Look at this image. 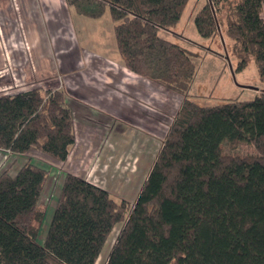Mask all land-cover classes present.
<instances>
[{
    "label": "trees",
    "instance_id": "obj_1",
    "mask_svg": "<svg viewBox=\"0 0 264 264\" xmlns=\"http://www.w3.org/2000/svg\"><path fill=\"white\" fill-rule=\"evenodd\" d=\"M189 1L66 0L78 16L109 11L124 66L183 101L134 205L67 173L43 244L48 170L29 160L2 171L0 264H96L121 223L105 264H264V89L215 106L189 98L194 54L159 35L177 26ZM194 24L204 38L228 40L236 71L254 59L264 79V0H207ZM75 142L64 92L0 96V150L64 162ZM225 143L256 153L225 154Z\"/></svg>",
    "mask_w": 264,
    "mask_h": 264
},
{
    "label": "rangeland",
    "instance_id": "obj_2",
    "mask_svg": "<svg viewBox=\"0 0 264 264\" xmlns=\"http://www.w3.org/2000/svg\"><path fill=\"white\" fill-rule=\"evenodd\" d=\"M44 1L53 4L51 13L59 11L54 28L35 31L33 27L26 33L29 38L0 41L6 49L0 56V96L33 89H40L43 95L62 91L73 111L76 142L67 161H54L38 150L26 153L24 161L15 160L13 153L0 150V173L14 174L29 157L50 163L41 197L46 214L37 238L40 244L48 233L61 192L58 195L57 187L65 172L79 174L107 190L117 202L124 200L132 207L183 101L180 95L124 66L109 11L100 19H90L78 16L65 0ZM206 2L190 0L177 26L160 30L159 35L194 54L197 70L190 99L201 106L251 100L256 88H264L258 65L251 59L243 70L236 71V60L222 34L210 39L200 36L194 19ZM222 150L239 156L256 153L245 143H225ZM123 226L114 228L97 264L106 263Z\"/></svg>",
    "mask_w": 264,
    "mask_h": 264
},
{
    "label": "crops",
    "instance_id": "obj_3",
    "mask_svg": "<svg viewBox=\"0 0 264 264\" xmlns=\"http://www.w3.org/2000/svg\"><path fill=\"white\" fill-rule=\"evenodd\" d=\"M53 8H54L53 4H48L44 0H6V1L0 0V41H5L7 39H16V38H19V39L29 38V36H26V33L29 32V30L33 29V27L35 31H39V30L45 31L47 29L46 26L48 28L49 27L51 28L52 25H53L52 28H54L55 27L54 24H58L59 22L58 20H55V18L58 19L59 11H57L56 14H53L51 13L52 12L51 9ZM42 17L45 18L44 19L45 21L44 20L42 21ZM70 17L71 16H69V19H71L72 21V18ZM4 49L5 48L0 43V56L3 54V51L6 50ZM1 63H4V61H2ZM0 65H3V64H0ZM262 89L264 88H256L255 96L259 94ZM68 104L70 106L69 101H68ZM12 156L14 157L15 160H20V158H22L23 161L26 160L24 157L26 156L25 154H20V155L13 154ZM68 159H69V156L67 160ZM28 160H30L33 163L38 164L39 166L44 167L47 170L51 169V167H49L50 163H47V162L44 163L43 161H40V160L38 161V160L32 159L31 157H29ZM10 163L12 164L13 161H10ZM67 173L65 172L62 174L63 176L60 179V183H59L60 185L59 187H57L58 195H59V191L62 188L63 179ZM72 174L79 176V174L77 173H72ZM108 256H107L106 261L108 260ZM101 257H102V253L99 256L98 261L100 260Z\"/></svg>",
    "mask_w": 264,
    "mask_h": 264
}]
</instances>
